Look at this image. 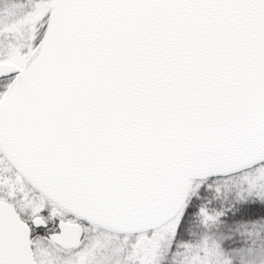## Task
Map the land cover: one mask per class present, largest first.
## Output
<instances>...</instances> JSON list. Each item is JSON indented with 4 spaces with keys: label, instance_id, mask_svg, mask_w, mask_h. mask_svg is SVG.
<instances>
[{
    "label": "snow or ice",
    "instance_id": "6c2138e0",
    "mask_svg": "<svg viewBox=\"0 0 264 264\" xmlns=\"http://www.w3.org/2000/svg\"><path fill=\"white\" fill-rule=\"evenodd\" d=\"M0 264H264V0H0Z\"/></svg>",
    "mask_w": 264,
    "mask_h": 264
}]
</instances>
